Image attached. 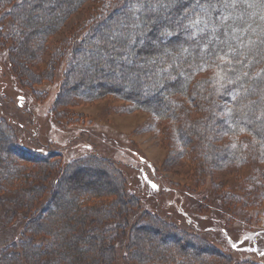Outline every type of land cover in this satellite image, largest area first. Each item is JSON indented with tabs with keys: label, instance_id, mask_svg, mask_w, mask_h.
<instances>
[{
	"label": "trees",
	"instance_id": "1",
	"mask_svg": "<svg viewBox=\"0 0 264 264\" xmlns=\"http://www.w3.org/2000/svg\"><path fill=\"white\" fill-rule=\"evenodd\" d=\"M106 1L109 6L114 2ZM86 2L0 0V24L8 20L13 27L6 39L0 33V41L8 43V63L21 74L20 83L48 81L66 61L54 109L59 119L66 114L58 109L115 96L168 122L181 153L193 148L203 153L198 162L204 168L264 164V0H123L96 25L72 30L48 50V40ZM30 11L35 26L22 33L20 27L28 23L19 20ZM113 22L123 26L121 37L107 45L103 36ZM65 50L67 59L61 56ZM79 58L83 70L76 64ZM90 68L98 73L94 79ZM76 74L80 78L74 82ZM129 79L136 90L122 83ZM57 157L21 148L0 121V220L9 223L18 214L25 218L19 241L0 249V264H114L117 237L111 230L120 227H110L117 220L126 224L125 217L136 208L123 199L124 178L100 160L62 162ZM89 164L105 167L118 185L110 181L104 189L101 179L81 183L74 174ZM103 168L92 171L105 178ZM159 220L132 227L130 262L232 263L205 240ZM143 231L156 241L147 242L148 254L137 251ZM94 254L98 259L92 261Z\"/></svg>",
	"mask_w": 264,
	"mask_h": 264
},
{
	"label": "rangeland",
	"instance_id": "2",
	"mask_svg": "<svg viewBox=\"0 0 264 264\" xmlns=\"http://www.w3.org/2000/svg\"><path fill=\"white\" fill-rule=\"evenodd\" d=\"M123 4V0H114L110 6L106 0H87L48 40V50L72 30L84 32L85 27L96 25L108 11H115ZM31 13H23L19 20L28 23L20 27L22 33L35 26L36 19ZM128 15L134 18L132 12ZM9 25L8 20L0 24V33L5 39L13 29L12 23L11 28ZM121 28L123 26L116 22L108 25L104 43L109 45ZM22 37V34L18 35L20 41ZM4 42L0 41V121L11 131L16 143L37 155L54 154L62 162L87 158L100 160L102 165L119 172L125 180L123 199L136 208L125 217L126 224L117 220L110 227H120L111 230L117 237L114 264H134L129 261L134 250L128 249L132 227L153 219H160L205 240L230 256L231 264H264V164H256V167L250 163L230 164L215 170L204 168L198 162H201L203 153H197L195 148L186 151L185 155L181 153L180 144L168 122L157 120L147 111L134 109L115 96L58 109L66 114L59 119L54 109L64 82L66 61L56 66L50 80L36 84L27 83L23 78L25 82L22 84L18 76L21 74H15L8 63V43ZM124 42L123 48L126 49L131 39ZM66 54L65 50L61 56L67 59ZM44 59L49 61V55ZM19 61H23L22 57ZM76 64L82 69L83 58H79ZM90 75L92 79L97 77L95 68H90ZM78 78L79 74L73 75L72 81ZM129 80L122 83L127 90H136L137 85ZM102 165H86L88 170L77 169L74 176L81 183L101 179L104 189L109 187L110 181L116 187L117 178ZM95 167L106 170L108 176L99 177L92 171ZM72 170L76 171L75 168ZM180 211L181 214L178 213ZM56 215L59 216L58 211ZM24 228V215H16L9 223L0 220V249L17 243L24 234ZM123 231L126 233L120 237ZM150 234L140 232L137 251L149 253L147 242H156ZM171 245L169 241L168 247ZM91 259L97 260V254Z\"/></svg>",
	"mask_w": 264,
	"mask_h": 264
},
{
	"label": "snow or ice",
	"instance_id": "3",
	"mask_svg": "<svg viewBox=\"0 0 264 264\" xmlns=\"http://www.w3.org/2000/svg\"><path fill=\"white\" fill-rule=\"evenodd\" d=\"M199 21H197V23H198Z\"/></svg>",
	"mask_w": 264,
	"mask_h": 264
}]
</instances>
